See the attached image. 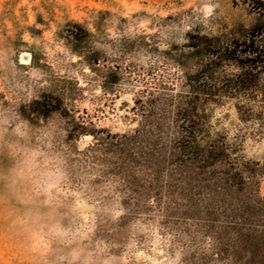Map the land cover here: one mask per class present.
<instances>
[{
  "label": "trees",
  "instance_id": "1",
  "mask_svg": "<svg viewBox=\"0 0 264 264\" xmlns=\"http://www.w3.org/2000/svg\"><path fill=\"white\" fill-rule=\"evenodd\" d=\"M151 19L149 33L126 34L129 20L99 11L91 27L63 20L55 37L104 92L139 85L128 106L134 127L112 133L67 116V151L100 182L114 183L131 220L156 224L182 264H264V159L244 154L264 138V0H203ZM113 20L115 36L105 32ZM37 63L32 54L31 62ZM73 100V98H72ZM230 106L237 122L215 130L209 107ZM59 97L30 102L61 111ZM91 142L77 151L75 142Z\"/></svg>",
  "mask_w": 264,
  "mask_h": 264
},
{
  "label": "rangeland",
  "instance_id": "2",
  "mask_svg": "<svg viewBox=\"0 0 264 264\" xmlns=\"http://www.w3.org/2000/svg\"><path fill=\"white\" fill-rule=\"evenodd\" d=\"M189 7L212 10L203 0H0V264H182L156 224L133 219L115 229L123 214L115 184L96 183L97 172L67 151L68 118L60 114L124 132L134 127L128 106L139 85L104 92L55 32L66 19L90 28L93 16L107 11L129 20L126 34L149 33L152 18ZM108 22L105 32L114 37ZM41 94L59 97L62 110L31 109ZM208 112L215 130L237 122L228 105ZM90 142L81 137L75 148ZM244 154L264 159V138L246 139Z\"/></svg>",
  "mask_w": 264,
  "mask_h": 264
}]
</instances>
